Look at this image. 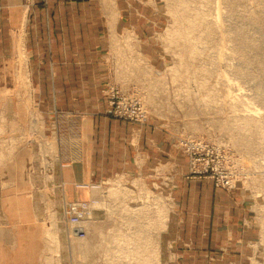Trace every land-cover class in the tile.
I'll use <instances>...</instances> for the list:
<instances>
[{
    "label": "rangeland",
    "instance_id": "374dc122",
    "mask_svg": "<svg viewBox=\"0 0 264 264\" xmlns=\"http://www.w3.org/2000/svg\"><path fill=\"white\" fill-rule=\"evenodd\" d=\"M156 1L154 14L139 2L149 26H129L131 45L114 47L106 113L148 136H173L176 168L157 192L111 179L76 185L89 197L68 202L61 171L74 160L80 113L51 110L46 118L34 110L21 62L18 91L0 94V264H204L187 253L193 238L170 255V215L179 214L180 228L200 226L192 232L201 237L205 216L238 218L243 210L251 225L239 227L237 259L264 264V0ZM169 162L163 150L162 166ZM90 201L80 238L67 208ZM247 237L252 243H242Z\"/></svg>",
    "mask_w": 264,
    "mask_h": 264
},
{
    "label": "crops",
    "instance_id": "0c3cea01",
    "mask_svg": "<svg viewBox=\"0 0 264 264\" xmlns=\"http://www.w3.org/2000/svg\"><path fill=\"white\" fill-rule=\"evenodd\" d=\"M135 1L139 9L133 8ZM139 2L150 4L152 14L157 11L156 0H0V94L18 91L24 71V64L19 65L25 62L34 110L46 118L51 110L54 115L67 109L80 113L75 117L80 122L74 160L61 171L68 202L89 197L76 185L111 179L133 189L148 185L157 192L164 172L176 168L178 149L173 136H164L159 129L148 136L147 128L106 113L108 88L114 85L110 70L114 47L131 45L124 39L129 26H149L147 11ZM133 43L141 48L142 38ZM163 150L170 156L165 166ZM173 204L178 209L176 200ZM243 211L244 217L238 218L204 215L201 237L192 232L200 226L187 223L180 228L179 214L170 215L166 232L170 255L193 238L196 249L187 253L202 256L204 264H241L243 258H237L244 250L238 245V230L242 224L251 225L249 213Z\"/></svg>",
    "mask_w": 264,
    "mask_h": 264
},
{
    "label": "built area",
    "instance_id": "2783aa9c",
    "mask_svg": "<svg viewBox=\"0 0 264 264\" xmlns=\"http://www.w3.org/2000/svg\"><path fill=\"white\" fill-rule=\"evenodd\" d=\"M90 184H78L77 187L81 189H90ZM71 205V206H70ZM69 208H67L66 216L67 222L73 230L74 234L80 238L85 236V229L83 223L86 221L87 217H89L90 211V202H80L77 204H70Z\"/></svg>",
    "mask_w": 264,
    "mask_h": 264
},
{
    "label": "bare ground",
    "instance_id": "6f19581e",
    "mask_svg": "<svg viewBox=\"0 0 264 264\" xmlns=\"http://www.w3.org/2000/svg\"><path fill=\"white\" fill-rule=\"evenodd\" d=\"M217 3L219 4V3H220V0H217ZM219 5H220V4H219ZM219 7L221 8V6H219ZM217 9H218V8H217ZM221 10H222V9H221ZM221 10H220V11H221ZM218 11H219V9H218ZM220 11H219V12H220ZM219 12H217L219 20H218V19L215 20V18H213L214 21H217V22L220 21V17H219V16H220V15L222 16L223 14H222V12H220L221 14H220ZM216 17H217V15H216ZM223 17H224V15H223ZM223 17H222V18H223ZM223 20H224V19H223ZM214 21H213V22H214ZM217 22H216V23H217ZM221 22H222V21H221ZM222 23H223V22H222ZM211 24H212V22H211ZM217 24H218V23H217ZM217 24H214V25L218 26V25L220 24V22H219L218 25H217ZM224 25H225V24H224ZM224 25H221V24H220V29H221L222 32H223V26H224ZM226 27H227V26H226ZM220 33H221V32H220ZM223 34H224V33H223ZM222 37H223V36H222ZM222 40H223V38H222ZM198 42H199V41H198ZM222 42H223V41H222ZM193 43H195V41H194ZM194 47H195V46H194ZM223 53H224V52H223ZM226 63H227V62H226ZM216 74H217V73H216ZM219 76L222 78L223 81H226L227 78H228L227 73H226V72H222V70H221ZM210 77H211V76H210ZM215 77H216V76H215ZM226 77H227V78H226ZM224 83H225V82H224ZM259 97H260V95H259ZM258 99H259V98H258ZM233 103H234V102H233ZM251 103H252V102H251ZM250 108H251V107H250ZM248 109H249V108H248ZM245 111H246L247 113H249L248 115H252V114H254L255 116H256V114H257L258 116H259V115H261V116L263 115V114H261L260 109L258 110V108H257V109H254V110L249 109V110H245ZM252 111H253V112H252ZM247 113H245V114H247ZM245 116H246V115H245ZM245 119H246V118H245ZM249 119H250V118H249ZM249 119H248V120H249ZM252 119H253V118H252ZM246 120H247V119H246ZM251 123H253V122H250V121H249V124H251ZM254 123H255V121H254ZM32 124H33V123H32ZM34 124H35V123H34ZM36 126H37V125H36ZM36 129H37V128H36ZM46 233H47V232H46ZM49 238H50V237H49Z\"/></svg>",
    "mask_w": 264,
    "mask_h": 264
}]
</instances>
